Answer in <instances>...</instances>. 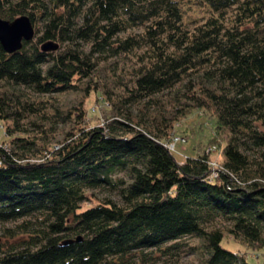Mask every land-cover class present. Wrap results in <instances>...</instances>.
<instances>
[{
    "label": "trees",
    "instance_id": "16d2710c",
    "mask_svg": "<svg viewBox=\"0 0 264 264\" xmlns=\"http://www.w3.org/2000/svg\"><path fill=\"white\" fill-rule=\"evenodd\" d=\"M20 16L36 38L0 46V224L17 223L0 264H149L180 247L200 264H256L247 251L264 264V0H0V18ZM98 87L112 114L83 127ZM72 94L70 115L58 101ZM194 110L228 134L217 179L206 148L182 163L169 150ZM98 190L118 201L85 208Z\"/></svg>",
    "mask_w": 264,
    "mask_h": 264
},
{
    "label": "rangeland",
    "instance_id": "374dc122",
    "mask_svg": "<svg viewBox=\"0 0 264 264\" xmlns=\"http://www.w3.org/2000/svg\"><path fill=\"white\" fill-rule=\"evenodd\" d=\"M188 13L194 14V17H202V10L198 7H193L192 10H188ZM36 38V36H35ZM58 45V44H57ZM59 46V45H58ZM132 63H135L134 61ZM130 62V65L124 66L125 64L119 63V69L121 71V75H126L129 73L133 64ZM129 67V68H128ZM108 71V72H107ZM119 71V70H118ZM105 72L109 73L107 69ZM98 75V74H97ZM102 79H98V85H102ZM104 81V80H103ZM105 85V84H103ZM110 88L111 85L107 84ZM99 92H91L88 99H84L82 110L84 112V117L82 119L83 127H97L102 126L106 122L104 119L110 117L111 113V104L112 102H107L106 94L101 92V87ZM119 91H121L119 89ZM115 101V100H114ZM60 103V107L65 109L67 106L71 105V113L73 115L78 108L80 102L79 95H69L63 96L58 101ZM68 109H66L67 111ZM70 110V109H69ZM74 112V113H73ZM73 113V114H72ZM75 122V121H74ZM76 124H60L57 127V133L54 134L53 141L57 144L58 141H62L64 135L68 132H72L77 126ZM3 128V124L0 125V146L8 147L9 137L5 135ZM174 136L172 139V146L175 151L172 153L174 158L178 163H182L186 157H194L198 154L199 148H206V153L210 156V162L213 168L214 173L219 175L221 171V164L223 161L222 158V148L226 145V141L228 138V134L226 132H219L216 130V120L212 116V113L204 110H194L192 111L185 119L180 120L176 123L174 129ZM170 144V143H169ZM218 178V176H217ZM216 178V179H217ZM87 201L83 205L86 207H93L96 203L101 202L104 199H111L113 201H118V198L111 191H91L87 193ZM17 223H6L0 224V242L7 240L8 238H4L2 235L5 233L6 229H13ZM230 240V238L228 239ZM190 247H196L198 245L197 240L187 239L186 242ZM167 246V245H166ZM224 247L227 249L242 254L245 252L246 248L240 247L237 244L227 242L224 244ZM192 248L180 247L177 250H171V253H176L178 258H173L170 261H166L163 258L164 254L158 253L157 251L150 255L151 262L149 264H162L164 261L165 264H200L199 257L192 255ZM181 251V252H180ZM183 251V252H182ZM151 253V252H147ZM249 260L252 263L260 264L261 258L260 254L254 253L252 251H247ZM257 254V255H256ZM257 258V259H256ZM259 258V259H258ZM175 259V260H174Z\"/></svg>",
    "mask_w": 264,
    "mask_h": 264
},
{
    "label": "water",
    "instance_id": "95a60500",
    "mask_svg": "<svg viewBox=\"0 0 264 264\" xmlns=\"http://www.w3.org/2000/svg\"><path fill=\"white\" fill-rule=\"evenodd\" d=\"M35 35L33 24L26 16H20L13 21L0 18V46L8 55L19 52L23 47V42H30ZM59 46L53 42L45 43L41 46V51L45 53L57 51ZM80 242V239H77ZM71 242H66L65 245Z\"/></svg>",
    "mask_w": 264,
    "mask_h": 264
},
{
    "label": "built area",
    "instance_id": "2783aa9c",
    "mask_svg": "<svg viewBox=\"0 0 264 264\" xmlns=\"http://www.w3.org/2000/svg\"><path fill=\"white\" fill-rule=\"evenodd\" d=\"M171 145V144H170ZM169 150H171V151H173L174 150V148L172 147V146H170L169 147ZM214 173V172H213ZM211 174V176H210V178L213 180V179H216L217 178V176H218V173L217 174Z\"/></svg>",
    "mask_w": 264,
    "mask_h": 264
},
{
    "label": "bare ground",
    "instance_id": "6f19581e",
    "mask_svg": "<svg viewBox=\"0 0 264 264\" xmlns=\"http://www.w3.org/2000/svg\"><path fill=\"white\" fill-rule=\"evenodd\" d=\"M34 37H35V35H34ZM33 40H34V38H33ZM33 40H32V41H33ZM169 145H170V144H168V147H169Z\"/></svg>",
    "mask_w": 264,
    "mask_h": 264
}]
</instances>
